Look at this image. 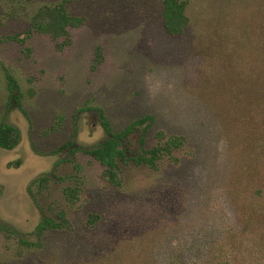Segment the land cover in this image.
Returning a JSON list of instances; mask_svg holds the SVG:
<instances>
[{
    "label": "rangeland",
    "instance_id": "rangeland-1",
    "mask_svg": "<svg viewBox=\"0 0 264 264\" xmlns=\"http://www.w3.org/2000/svg\"><path fill=\"white\" fill-rule=\"evenodd\" d=\"M185 1L189 24L173 36L162 0H0V126L20 132L14 149L0 148V264L264 261L258 229L242 223L245 198L260 200L235 175L239 136L211 37L264 0ZM59 5L80 20L67 37L32 29ZM97 109L114 132L154 120L144 146L141 131L130 136L129 157L158 133L181 145L155 168L119 163L114 185L85 153L107 139ZM46 222L57 227L39 229Z\"/></svg>",
    "mask_w": 264,
    "mask_h": 264
},
{
    "label": "trees",
    "instance_id": "trees-1",
    "mask_svg": "<svg viewBox=\"0 0 264 264\" xmlns=\"http://www.w3.org/2000/svg\"><path fill=\"white\" fill-rule=\"evenodd\" d=\"M187 8L188 3L185 0H162V20L169 34H183L189 24ZM79 25L80 20L67 14L64 6L59 5L43 8L33 20L32 29L52 37H67V28ZM211 37L215 40L212 45L220 54L225 71L223 87L228 96L226 100L230 122L239 136L236 139L240 149L236 152L235 175L240 178L243 193H252L254 199L260 200L254 203L245 198L240 207L242 223L252 231L258 229L264 240V7L259 9L256 16L237 17L235 22L223 23L221 30L215 28ZM7 40L21 42L18 36ZM7 80L8 89L16 98L17 83L10 75H7ZM97 113L100 126L108 138L100 146L85 150V153L105 168L107 179L114 185L119 184V163L125 165L131 161L136 166L155 168L158 160L170 157L181 145L180 138L171 137L163 142L164 134L158 133V142L154 147L149 150L142 149L141 154L129 157L126 153L130 136L141 131L139 144L144 146L145 135L154 120L149 116L143 117L120 132H114L104 112L97 109ZM19 139L20 132L17 128L8 124L0 126V148L12 150L18 145ZM68 148L74 152L71 141L64 146V149ZM258 183H262L263 188H257ZM58 218L65 221L63 213ZM48 227L57 225L46 222L39 229Z\"/></svg>",
    "mask_w": 264,
    "mask_h": 264
},
{
    "label": "flooded vegetation",
    "instance_id": "flooded-vegetation-1",
    "mask_svg": "<svg viewBox=\"0 0 264 264\" xmlns=\"http://www.w3.org/2000/svg\"><path fill=\"white\" fill-rule=\"evenodd\" d=\"M70 16H71V15H70ZM72 17H73V16H72ZM68 28H70V27H68ZM68 28H67V29H68ZM34 31H35V30H34ZM67 34H68V33H67ZM19 40L22 41L20 38H19ZM18 42H19V41H18ZM105 135L107 136L106 133H105ZM107 138H108V137H107ZM105 141H106V140H105ZM100 145H101V144H100ZM100 145H98V146H100ZM98 146H96V147H98Z\"/></svg>",
    "mask_w": 264,
    "mask_h": 264
}]
</instances>
